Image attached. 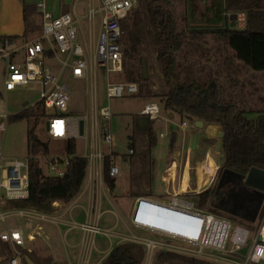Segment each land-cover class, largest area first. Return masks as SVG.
I'll list each match as a JSON object with an SVG mask.
<instances>
[{
    "label": "built area",
    "instance_id": "2783aa9c",
    "mask_svg": "<svg viewBox=\"0 0 264 264\" xmlns=\"http://www.w3.org/2000/svg\"><path fill=\"white\" fill-rule=\"evenodd\" d=\"M98 1L101 4L96 7L93 4L90 5L84 15V18L90 22L91 30L96 26V18L100 19V32L97 39L89 45H85L79 37L83 19L70 11L55 14L47 7L45 0L37 4L43 21L39 36L24 41L9 37L0 41V58L7 60L4 92L7 93L17 86L29 83L39 84L42 91L39 101L49 112L45 124L48 136L57 141L77 142L78 139H84L85 149L80 154L38 155L37 159L41 162V167L44 164L47 166V173L42 167L43 174L64 176L72 164L71 160L75 156H84L88 161L85 177L89 179L94 191L100 190L106 183L104 178L106 169L111 178L118 180L125 161L124 157L114 155L117 143L110 125L111 107L98 106L97 67H103L108 73L123 70L122 20L139 3V0ZM262 11L264 14V3ZM51 58L58 62L60 66L58 71L54 70L48 62ZM66 69L75 79H83L87 84V113L84 115L75 116L70 113L74 91L62 79L64 75L62 72ZM106 90L109 99L126 95L134 96L140 91L138 84L134 81H108ZM2 97L0 96V205L12 199H26L29 196L30 186L29 159L27 157L24 160L18 157L10 158L4 153L2 140L7 131V123L13 114L8 110L6 99ZM141 113L150 120L158 119L162 115L161 107L155 101L146 104ZM133 152L131 148L126 153ZM108 157H110V163L106 165ZM179 195L175 194L171 198L139 196L132 212L133 224L171 241L179 242L183 247L168 243L170 246L165 250L190 257L203 258L208 254L211 256L210 251L236 253L251 238L249 251L241 264L264 263V213L256 226V233L253 234L248 228L233 226L229 218L200 208L195 205L194 200L187 201ZM96 213L87 212L84 222H71L73 227L80 229L84 234L83 257L79 264H88L86 256H88L93 236L102 233ZM154 214L169 217L166 219L169 223H172L170 219L174 217L185 233L179 235L170 233L172 231H164L166 229L161 230L142 224L147 220L146 215L154 216ZM13 215L27 217L25 225L6 226L0 232V238L14 245V255L10 258L9 264H24V252L20 247L25 244V228L31 229L35 219L48 221V219L57 220V218L35 209H2L0 207V220L5 221L7 217ZM31 237L34 235H29V238ZM134 241L145 244L146 251L142 264H151L156 246L164 250L161 246L167 243L140 236H135Z\"/></svg>",
    "mask_w": 264,
    "mask_h": 264
},
{
    "label": "trees",
    "instance_id": "16d2710c",
    "mask_svg": "<svg viewBox=\"0 0 264 264\" xmlns=\"http://www.w3.org/2000/svg\"><path fill=\"white\" fill-rule=\"evenodd\" d=\"M21 1L23 20L27 29H30L37 25L34 14L38 12V9L26 0ZM180 3L183 9L178 11ZM263 3L264 0H224V6L227 9L244 10L247 15L246 26L238 29L226 27L220 29L218 33H220L219 38L222 45L230 48L234 57L242 61L249 74L248 80L250 76L256 77L257 74L264 72ZM138 5L139 8H137ZM138 5L122 20L124 37L121 39V44L126 81L137 82L140 89L139 94L146 97L149 103L154 101L152 99L150 101L149 98H157L158 101L155 102L161 107V113L170 111L182 115L190 113L204 122L220 125L221 131H224L222 147L226 158L217 172L218 178H221L227 169L238 174H246L254 166L264 169V97L255 93V89L259 90L261 87L264 96V83L257 81L255 82L257 86L254 88L251 82L248 84L249 89H242L243 85L239 79L230 84L237 88L231 91L226 90L229 84L217 82L212 72L206 74L204 71L202 75H197L196 71L201 70L200 67L204 68L197 59L203 58L208 52L203 50L204 44L198 41L199 34L195 32L196 30L186 27V22L183 24L184 20H188L185 13L187 0H139ZM8 37L19 41L21 40L19 38H24V36L8 35L0 36V41ZM187 53H193L189 60L183 58ZM150 59L151 69L159 80L155 81L154 85L158 89L154 90L150 89L152 76L148 70ZM184 60L190 63L191 72L183 70ZM144 61L149 72L148 78L145 77L143 71ZM251 69L255 72L251 73ZM245 99L249 101L246 103ZM250 114H257V116L252 117ZM48 116L49 112L38 101L10 118L12 121L26 120L29 122L27 158L30 163L29 196L26 199H12L8 203L10 207L35 209L48 214L55 210L56 201L69 202L74 199L83 185L88 164L84 156H75L64 176L43 174L37 156L50 151V144L49 140L44 142L40 139L37 126L46 121ZM147 121L148 126L144 133L148 143L145 149L139 151L137 143L131 137L130 148H133V153L119 151L114 153L116 157L117 155L124 158L129 157L133 164L140 161L143 173H146L147 168L152 169L151 164L154 161L152 153L159 142L154 124L155 119L147 118ZM177 137L178 130L173 129L170 137L171 149L176 146ZM62 143L65 145L64 151L67 154L77 153L75 141L65 140ZM109 163L110 157L107 158L106 165ZM104 178L112 190L116 180L109 176L107 169ZM215 185H210L198 196L199 205L205 207L208 205L207 209L214 212L220 210L212 202ZM22 251L25 257L28 255L37 264H56L51 257L38 259L35 251L27 249H22ZM145 251L144 246L139 243H120L103 259L102 264H141ZM13 253L14 248L12 250L10 243L0 238V256L11 257ZM156 259L163 261V264H211L202 258L190 257L169 250H159ZM24 264H27L26 258H24Z\"/></svg>",
    "mask_w": 264,
    "mask_h": 264
},
{
    "label": "rangeland",
    "instance_id": "374dc122",
    "mask_svg": "<svg viewBox=\"0 0 264 264\" xmlns=\"http://www.w3.org/2000/svg\"><path fill=\"white\" fill-rule=\"evenodd\" d=\"M30 2H36L37 0H29ZM91 1V4L94 5V7L99 6L101 2H98L97 0H47V7L54 12L55 14H60L61 12H72V8L75 7L77 4L79 10H83L85 7L84 5H88ZM139 8V5L137 6ZM135 8V9H137ZM89 9V6L86 9ZM183 9L181 7V3L178 4V11ZM185 10V9H184ZM186 17L188 18L187 21H183V24L186 22V27H188L190 30H196L195 32L199 34L197 37L198 41L201 42L203 45V50L208 52L203 57L211 58L212 56L219 57L222 59L225 57V54L228 53L226 58L232 57L231 60L226 64V67L228 68H235L234 73L237 74L229 76L230 80L225 81L229 84L226 90H231L234 88L233 86H230V84L237 82L239 79L242 82V85L244 86V83H247V85L251 82H259L261 84L264 83V72L257 74L256 77L250 76V79L248 80L247 76L248 71L244 67L242 61H238L237 58L234 57L233 51L230 48H226L222 45V42L219 38L220 33L219 30L223 28H233L238 29L240 27L246 26L247 22V15L244 10H237L232 11L230 9H227L224 6V0H187L186 5ZM13 15L17 16V20L21 17L20 9L13 10ZM241 15H244L242 17ZM128 16V15H127ZM34 19L37 23L38 30H33L30 32V38H35L41 34L42 31V15L40 11L38 10L37 13L34 14ZM82 23H86L88 25L89 20L86 18H82ZM97 20L100 19L97 17ZM96 25L98 26V23L96 21ZM24 31V29H21V33ZM124 32V31H123ZM190 32V31H189ZM124 34H122L123 36ZM124 37V36H123ZM122 37V38H123ZM22 41V40H20ZM122 43V41H121ZM122 45V44H121ZM212 54V56H211ZM221 56V57H220ZM124 57V55H123ZM48 62L51 64L52 68L56 71L59 70V64L56 60L51 58L48 60ZM212 64H216L215 62H209L203 70L205 72L209 73L212 72L214 69H212ZM7 66V60L4 58H0V90L2 88L4 89V82H5V68ZM124 68V64H123ZM152 61L150 59L148 70L152 71ZM63 80L68 83V85L71 87L72 91H74V97L72 99L71 105H70V113L75 116H81L87 113V100H88V92L86 90L87 84L85 80L83 79H75L71 73H69L68 69L64 70L62 72ZM213 73V72H212ZM112 80L115 81H126L124 76V71H120L119 73H113L112 74ZM158 80L155 74L151 76V86L150 89H158L156 88L155 81ZM159 81V80H158ZM224 82V81H222ZM137 83V82H136ZM107 84V74L103 67L98 66L97 67V90H98V106L101 108L103 106H109L112 110V117L110 119V125H112V133L115 138V143H117L116 152L119 151L121 153L128 152L131 145V137L137 139L138 142V149H143L146 147V136L143 134V131L139 127V122L142 121V118L138 115V113L145 107V104L149 101L146 97L138 94H134V96H124L116 99H109L107 96V90L106 85ZM138 84V83H137ZM139 87V84H138ZM140 92V91H139ZM41 87L37 83H29L27 85L23 86H17L13 90H9L7 93L3 94V99H6L8 110L11 114L16 115L26 109L28 106L33 105L34 103L38 102L41 97ZM256 94H260L263 96V91L260 87L259 90H257ZM156 101L157 98L151 97L149 98ZM158 101V100H157ZM163 117L166 116V113H161ZM177 114V113H176ZM194 116V115H193ZM199 118V117H198ZM162 119V118H161ZM161 119L155 120V127L156 131L158 133V139H159V145L155 149L153 153V159H156V163L154 165L151 164V167H153V179L149 181V177L145 182L148 184L143 185L145 183H140V179L136 178V180L133 178L132 182L134 184L132 191H135V194H149L152 196H162L171 198L174 194H167L165 195V192H162L165 189L166 182L163 177L160 175L161 169L164 167V164L168 161H171V159L174 160V162H177L178 159H176L175 154L178 149V145H181L180 150L184 151L185 149H188V146H192L194 149L196 148L197 141V130L195 127V124L192 125V127H181L179 125H176L174 123L167 124L165 121ZM46 121L43 123H40L38 127V136L40 139L44 142L49 140L50 144V151H48L46 154H58L61 156H64L67 154L66 151H64L65 145H63L62 142L64 141H57L52 139L47 134V127H45ZM28 125L29 122L26 120L23 121H10L7 123V131L4 135V138L2 140V146H4V153L7 157H18L24 160L25 157L28 155V145H27V132H28ZM187 128V129H186ZM173 129L178 130V137H177V144L175 147V150L171 152V146L168 142V137H161L160 132L165 131L170 133ZM186 130V133H184ZM221 130V127H220ZM1 137V133H0ZM184 139V142L182 141ZM206 139V138H205ZM211 139V138H210ZM216 141H199L200 147H199V157L196 158L195 163L192 164L189 176H190V183L194 188V183L196 186L200 184V176L198 175V168L200 160H204L206 158L214 159L219 164L220 161V152L222 149V140L219 139L217 136L214 138ZM220 140V142H219ZM77 153L80 154L85 149V143L84 139H78L77 140ZM211 152H206V150H210ZM7 150V151H6ZM186 152H184V156ZM196 152L194 151V154ZM46 154H39L40 156H46ZM174 154V155H173ZM174 156V158H173ZM186 157V156H185ZM39 160V159H38ZM183 162L185 158L182 159ZM40 162V161H39ZM41 164V162H40ZM198 166V168H196ZM44 172L47 173V166L44 164L43 166ZM186 164H181V172H180V179H178L175 183H171V186L169 187V191L172 193L174 189H179L178 184L181 185V194L179 195L182 199H185L187 201H190L191 199L195 201V205H198L200 208L206 209L209 207L208 205L200 206L199 205V195L202 194L201 192H194L196 190L190 189V186L185 189L186 191L183 192L184 188V180L185 176H183V172H185ZM134 168L135 174L138 172L140 173L142 170V164L136 163L135 166L131 167V169ZM148 169L146 170V173H148ZM127 167L124 169L122 176L118 178L117 185L110 189L109 185L102 186L100 190H93V196L96 198V204L99 205V213L97 212V216L99 218V225L101 228H111L112 233L102 232L100 235H98L95 238L94 245L97 246L98 250L92 249V257H91V264H102L103 260L107 257V254L109 251H111L112 246L115 247L117 245H120V243H139L145 246L143 242L140 241H134V237L140 236L141 238H149L152 240H157L160 242H167L164 243L161 247L164 248L163 251H167L166 247L170 246V244H173V241L169 240L168 238H164L159 236L156 233H153L149 230H145L140 227H136L132 222V216H133V208H134V202L135 197L134 195H129L131 192L130 190L127 191L124 187H128L129 183L131 184V174L130 172L127 174ZM132 171V172H133ZM0 175H1V169H0ZM107 182V180H106ZM217 182V181H216ZM108 184V182H107ZM87 185V180L85 179L82 190ZM199 188V187H198ZM162 193V194H161ZM82 197L79 199L81 200ZM213 202V201H212ZM87 203V201H86ZM198 203V204H197ZM1 208L2 204H1ZM210 210V209H208ZM213 211V210H211ZM221 216L223 217H229L231 223L233 226H240L244 228H248L252 231L253 234L256 233L257 227H255L258 222L261 220V217L256 219L254 222L246 220V218H238L234 217L230 214H227L226 212L218 211L216 210ZM215 211V213H216ZM74 215L76 216L75 221L80 222L83 218V212L81 209L75 208L74 209ZM7 223L9 226L13 227L15 223L22 224L24 223V219L20 217H12L7 219ZM3 224L2 221H0V229L2 228ZM67 227V226H66ZM66 227H63L65 229ZM80 230V229H79ZM52 233H54V236L58 242V249H57V256L63 259H66V251L67 248L64 247L65 243L63 241L61 233L55 229L51 228ZM81 231V230H80ZM115 231V234H114ZM72 233L76 232V229L71 230ZM78 235V234H77ZM38 240V239H37ZM69 242L72 243L71 238L68 239ZM30 243V242H27ZM170 243V244H168ZM55 244V243H54ZM251 244V238L248 240L246 245L244 247L238 249L236 253H218L214 251H210L212 254L211 256L208 254L207 257H203L204 261L211 262V264H241L244 261V256L248 253L249 248ZM93 245V246H94ZM160 250V246H156L155 249V255L151 261V264H163V261H159L156 259V254ZM162 250V249H161ZM42 254L35 251V256L38 259H44L49 258L51 256L47 255V252L42 250ZM71 255L73 256L74 253L71 252ZM105 255V258H102ZM0 264H9L10 256L7 255H1L0 256ZM57 259L59 260V258ZM53 261L56 263L54 258L51 257ZM144 260V259H143ZM81 260H79L78 264ZM35 262V261H34ZM99 262V263H98ZM36 263V262H35ZM143 263V261H142ZM141 263V264H142ZM37 264V263H36ZM252 264V263H251Z\"/></svg>",
    "mask_w": 264,
    "mask_h": 264
},
{
    "label": "crops",
    "instance_id": "0c3cea01",
    "mask_svg": "<svg viewBox=\"0 0 264 264\" xmlns=\"http://www.w3.org/2000/svg\"><path fill=\"white\" fill-rule=\"evenodd\" d=\"M26 1L29 2V3L34 4V6L36 8L38 2H40L42 0H37L36 2H30L29 0H26ZM45 1L47 2V0H45ZM88 2H89V4L87 6L84 5L85 8L83 10H79L78 9V6L76 4L75 7L72 8V13L75 14V16H77V17L80 16L81 18H84V15L86 13L87 7L90 6V5H92L91 4V1H88ZM17 9H20V12H21V17H20L19 20H17V16L16 15H13L12 14V11L13 10H17ZM97 23H98V26L96 25L95 28L93 29L94 30L93 31V30H91L90 22L87 25L85 22L82 23V21H81V27H80V30H79V37H80L81 41L85 45H89V44L93 43L97 39V36H98V34L100 32V20L99 21L97 20ZM41 28H42V26H41ZM21 29L22 30L24 29V31L22 33H21ZM26 29H27V25H26L25 21L23 20V3H22V1L21 0H0V36H8V35L24 36V38L23 37L19 38L22 41H24V40H26V39H28L30 37V32H32L33 30H38V27L36 25V26H33L30 29H27V30ZM92 31H93V35H91ZM189 54L190 53H187V55H189ZM192 54H190L189 56H187V55L186 56H183V58H185V59L187 58L189 60V59H191V57H192L191 55ZM227 55H228V53H226L225 54V57L222 59L221 56H220L221 58H219V57L212 56V54H211V56H212L211 58H207V57L204 58L203 57V58H199L197 60L200 62L201 66H203L204 68L207 66V64L209 62H211V61L212 62H215L216 64H212V69H214L212 72L215 75V77L217 78V82H221L222 83V81L225 82L227 80H230L229 76H231L233 74L235 75V77L237 76V74L234 73L235 68H233V67L232 68L226 67V64L232 58V57H230V55H229L228 58H226ZM189 64L186 63L185 60L183 61L182 68H183V70L185 72L186 71L187 72H191L192 71L191 68H190V66H189ZM200 69L201 70H199L198 72L196 71L197 75H202V73L205 71V70L202 69V67H200ZM250 72L251 73H254L255 71L251 69ZM116 73H119V72H116ZM151 73L153 75L154 74V71H151ZM106 74H107V83H108V81H113L112 80V74L113 73L106 72ZM206 74H208V73L206 72ZM253 86H255L254 88H256L257 85H256L255 82H253ZM249 88H250V86H248L247 83H244V86H243L242 89H249ZM236 89L237 88H232L231 91H235ZM257 90H258V88L255 89V93L257 92ZM0 93H1L0 96H3V94L5 93L3 88H2V90H0ZM255 99H256V97H255ZM245 101L247 103L249 100L248 99H245ZM148 103L149 102H147L146 104H148ZM187 114L193 116L190 113H187ZM187 114H184V115H187ZM138 115L141 116V117L144 116L142 118V121L139 122V124H140L139 127L143 131V134L145 135L144 130L148 126L147 117L145 115H143L141 113V111L138 113ZM177 115L182 116V114H178V113L176 114L175 113L174 117H171L169 113H166V116L165 117H163V115H161V117L158 118V119H161L162 118L161 120H163V122L165 121V123H167V124L174 123L176 125H179L181 127H184V126H182L181 123L177 122ZM250 115L252 117H256L257 116V114H250ZM193 117L195 119L198 118L196 116H193ZM206 123H209V122H206L205 121V124ZM213 124L217 125L219 131H221L219 124H216V123H213ZM188 127H192V125H188ZM155 129H156V127H155ZM196 130H197V141H198L196 143V148L194 149L192 146H188V149L187 150L186 149L184 151L180 150V154L176 158V159H178V161L176 162L177 168H173L174 171L172 169H170L171 170L170 171V170H168L169 168L166 167V165L171 164V162H173L172 165H174V160L173 159H171V161L166 162L164 164V167L160 171V175H161V177H163L165 179V182H166V185H167V186H165V189L162 191V192H165V195H167V194H171V195L174 194L175 195V194H181L182 193L181 192V189H180L181 185H179V184H178V188L179 189H174V191L172 193L169 191V187L171 186V183H175L178 179H180V176H179L180 175V172H181L180 165L182 163L183 164H187L188 160L190 162V167H189L188 173L187 174L185 172L182 173L183 176H185L184 186H183V188H184L183 192L186 191L185 189H187L188 186H190V189L196 190L194 192H197V193L198 192H203V191L207 190V188L210 185L216 184L217 183L216 181H218L217 172H218L219 168L223 165V163L225 161V158H226L223 150L220 152V161H219V164L217 163L216 160L210 159L212 161V163H213V166H214V172L211 174L212 176H211L210 180L207 182V184H205V185L198 184L196 186V184L194 183V188L191 185H189V183H190L189 182L190 181L189 173H190L192 164L195 163L196 158L199 157V147H200L199 141H216L214 138H211V139L210 138H206L205 139V138L201 137L200 136V129H198L196 127ZM171 132L172 131H170L169 134H168V132H166V130L160 132V136L161 137H165L166 138V137H168L170 135L168 137L169 144H170ZM162 133H163V135H162ZM184 133H186V130H185ZM134 140L137 143V149H138V146H139L138 145V142L139 141L137 142L136 137L134 138ZM158 141H159V139H158ZM182 141L184 142V139H182ZM146 142H147V137H146ZM219 142H220V140H219ZM76 144H77V142H76ZM158 145H159V142H158ZM77 146H78V144H77ZM157 146L154 148L153 153H154L155 149L157 148ZM175 147L173 149H171L172 150L171 152H173L175 150ZM145 148H143V149H145ZM178 148H181V145H178ZM143 149H138V150L139 151H142ZM222 149H223V147H222ZM194 151L196 152L195 154H194ZM209 151L211 152V149L210 150H206V152H209ZM184 152H186L185 153L186 154L185 155L186 157L184 156ZM123 153H126V152H123ZM153 153H152V159H153ZM173 158H174V156H173ZM183 158H185L184 162L182 160ZM124 160L125 161H124L123 171L127 167V169H128L126 171L127 174L129 172L131 174V176H130V178H131V184L129 183L128 187L127 188L124 187V188L127 191H129V190L131 191L129 193V195L136 196L134 198L135 199V202H136V199L139 196H150L152 198H167V197H163V195L162 196H152V195H149V194H144V195L143 194H138V193L135 194V191H132V190H134L133 189V186L135 184V183L133 184L132 179L134 178L136 180V178H139L140 179V183H145L143 185H147L148 182L146 183L145 180H147L148 177H149V181L153 179V176L154 175H153V172H151L152 169H153V167H152V169H148V173H143V171H142L143 169H142L140 173L137 172L135 174V172L133 171L134 168L131 169V167L135 166L136 163H139L141 165V162L140 161H136V163L133 164L132 161L129 159V157L124 158ZM155 163H156V159H154L152 165H154ZM196 168H198V166ZM123 171H122V173H123ZM121 176H122V174L119 177H121ZM84 179L87 180V185H86V187L83 188V190H82V187H81L79 193L75 196L74 199L70 200L69 202H66V201L65 202L64 201H56L54 203L55 210L53 212H49L48 214L49 215H52L53 217H56L57 220H49L48 219V221H45V220L35 219L34 220V223H33V226H32L31 229L25 228L26 240H25V244L20 247L21 250L22 249H27L28 251H31V250L32 251H37L39 254L40 253L42 254V251H41V249H42V250H44V251L47 252V255L50 254L49 256H51L52 258H54V260L56 261V264H78L79 260H81L82 257H83L82 240L84 238V234H83L82 231H80L79 229H77V228L73 227V225H71V222L72 221H75L74 218H76V216L74 215V209L75 208H78V209H81L82 212H83V218L81 220H79L80 222H84L86 220V216H87L86 213L89 212V211H93L94 214L96 213V211L99 213V205L96 204V198H94V196H93V189L91 187V183H90L89 179H87L86 177ZM117 181L118 180H116L115 186L117 185ZM237 181H238V179H237ZM104 185H108L107 182L104 183ZM104 185H103V187H104ZM244 196H246V194ZM81 197H82V199L79 200ZM255 198H257V197L254 196L253 199H252V201L248 200V203L246 202L245 205H244V210H245L244 211V214L246 216L243 217V218L245 219L247 217L246 220H249L251 222L252 221L254 222L256 219L259 218V217H257L255 215V210L254 209H256V207H257L255 205V203H254V199ZM258 198H259V196H258ZM9 201L10 200L4 201L2 203L3 209H12V208H14V207L8 206ZM86 201H87V203H86ZM135 202H134V206H135ZM0 207H1V205H0ZM45 214H47V213H45ZM12 217H20V218H23L24 219V223H22V224L15 223L14 225H22V226H24L25 223H26V220H27V217L20 216V215L9 216V217H7L5 219V221L4 220H0V221H2V224H3L2 228L0 229V232L6 226H9L8 223H7V219L8 218H12ZM75 222H77V221H75ZM98 222H99V218H98ZM254 223H256V222H254ZM52 227L55 228V229H57L61 233V235H62L63 241L65 243L64 247L67 248V251H66V259H63V258H60V257L57 256L58 255L57 254V249H58L59 245H58V242H57V240H56V238L54 236V233H52V231H51V228ZM63 227H66V228L63 229ZM72 229H76V232L75 233H72L71 232ZM101 229H102L101 232H107L108 234L109 233H112V231H111L112 229L111 228H101ZM31 234H33L34 237L29 238V235H31ZM114 234H115V231H114ZM98 235H100V234L98 233V234H96V235L93 236L92 243L89 246L90 248L88 249L89 250L88 256H86L88 258V264H91L92 263L91 262V260H92L91 257L93 255L92 254V251H93L92 249L95 247L94 249L99 251V249H97V246L94 245L95 238ZM70 238H71L72 243L69 242V240H68ZM27 242H30V243H27ZM173 244H176L177 246L183 247L182 244H180L179 242H177L175 240L173 241ZM10 245H11V248L13 250L14 245H12L11 243H10ZM113 246L111 248L112 250L114 248ZM111 251H109V253L107 254V256L110 254ZM71 252L74 253L73 256L71 255ZM13 255H14V253H13ZM27 256L28 255H26V257ZM26 257H25V254H24V258H26ZM57 257L59 258V260L57 259ZM102 258H105V255ZM9 261H10V259H9ZM26 261H27V259H26ZM261 264H264V263H261Z\"/></svg>",
    "mask_w": 264,
    "mask_h": 264
},
{
    "label": "bare ground",
    "instance_id": "6f19581e",
    "mask_svg": "<svg viewBox=\"0 0 264 264\" xmlns=\"http://www.w3.org/2000/svg\"><path fill=\"white\" fill-rule=\"evenodd\" d=\"M195 118L189 114L187 115H177V122L181 123L182 126L188 127V125H193ZM219 133V129L218 126L213 124V123H206L205 126L203 128L200 129V136L203 138H216L218 136ZM180 154V148H178L176 150V154L175 157L177 158V156ZM173 162H171V164L166 165V167H168L170 169H172L174 171L173 168H177V164L176 162H174V165H172ZM190 167V162L188 160L186 167H185V173H188ZM171 171V170H170ZM214 172V166L212 161L210 160V158H206L204 160H200L199 163V169H198V175L200 176V184L201 185H205L207 184V182L210 180L211 178V174ZM186 216V215H184ZM145 218L147 219L146 221H143L142 224H145L147 226H152L153 228H157V229H166L164 231H172L170 233H176V234H183L185 233L184 230L181 228V226H179L176 222L178 220L174 219V217H172L170 220L172 223H169L166 219H168L169 217H164V216H159V215H146Z\"/></svg>",
    "mask_w": 264,
    "mask_h": 264
},
{
    "label": "water",
    "instance_id": "95a60500",
    "mask_svg": "<svg viewBox=\"0 0 264 264\" xmlns=\"http://www.w3.org/2000/svg\"><path fill=\"white\" fill-rule=\"evenodd\" d=\"M241 16L244 17V15ZM143 71L145 73V77L148 78L149 72L147 71V64L145 61L143 62ZM169 114L171 117H174L175 115V113L172 111H170ZM194 123H195V127H197L198 129H201L205 126V122L200 118L195 119ZM223 136H224V131H219L218 137L220 140L223 139ZM223 175L224 176L222 177V179H220V182L218 184L219 189L223 185H225L227 181L236 185L241 184L244 191H245L244 187H246L247 189H251L257 193V195L260 198L259 204L263 202L264 200V169L263 168L261 167L258 168L255 166L251 167L246 174H238L235 171L227 169L224 171ZM237 198H238V194H235L232 197L233 200ZM215 199L218 204L222 205V201H218L217 196L215 197ZM248 200L249 199H247V196L243 197V202L246 203ZM237 205L238 203L236 204V206ZM26 259H27V264H36L31 257L27 256ZM173 264H179V263H173Z\"/></svg>",
    "mask_w": 264,
    "mask_h": 264
},
{
    "label": "flooded vegetation",
    "instance_id": "af4514ba",
    "mask_svg": "<svg viewBox=\"0 0 264 264\" xmlns=\"http://www.w3.org/2000/svg\"><path fill=\"white\" fill-rule=\"evenodd\" d=\"M223 174H224V172H223ZM223 174H222V177L224 176ZM222 177L218 178V181L215 185L216 189L214 191L215 194L213 196V203L216 207H218L224 213L226 212L227 214H230L234 217L243 218L246 216L244 214L245 202H243V197L246 194L247 199H249L250 201H252L254 196L257 197L254 199V203L257 206L256 209H254L255 215L257 217H260L261 214L263 215L264 200L262 203L259 204L260 198H258V195L256 192H254L251 189H247L246 187H244L245 188V191H244L241 184L236 185V184H233V183L228 182V181L226 182L225 185H223L219 189L218 184L220 182V179H222ZM235 194H238V198L233 200L232 197ZM216 196H217L218 201H222V205H220L216 202V199H215ZM237 203H238V205L236 206ZM247 203H248V201H247Z\"/></svg>",
    "mask_w": 264,
    "mask_h": 264
}]
</instances>
